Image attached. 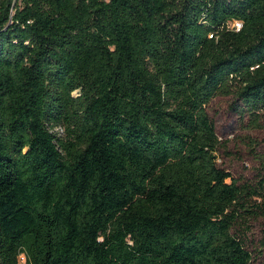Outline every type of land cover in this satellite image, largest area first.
<instances>
[{"label": "trees", "instance_id": "trees-1", "mask_svg": "<svg viewBox=\"0 0 264 264\" xmlns=\"http://www.w3.org/2000/svg\"><path fill=\"white\" fill-rule=\"evenodd\" d=\"M220 96L261 126L264 0H0V264H252Z\"/></svg>", "mask_w": 264, "mask_h": 264}, {"label": "rangeland", "instance_id": "rangeland-1", "mask_svg": "<svg viewBox=\"0 0 264 264\" xmlns=\"http://www.w3.org/2000/svg\"><path fill=\"white\" fill-rule=\"evenodd\" d=\"M240 27L241 25L237 24V29ZM232 104V97L220 96L207 108L224 146L217 153L218 163L239 182V185H256L264 177V114L261 126L252 128L249 117L239 115L232 109ZM242 227L247 231L244 240L253 256L252 264H264V252H260V245L264 241V219L250 220L246 227Z\"/></svg>", "mask_w": 264, "mask_h": 264}, {"label": "built area", "instance_id": "built-area-1", "mask_svg": "<svg viewBox=\"0 0 264 264\" xmlns=\"http://www.w3.org/2000/svg\"><path fill=\"white\" fill-rule=\"evenodd\" d=\"M237 24H239V23H236V24H235L236 29H237Z\"/></svg>", "mask_w": 264, "mask_h": 264}]
</instances>
